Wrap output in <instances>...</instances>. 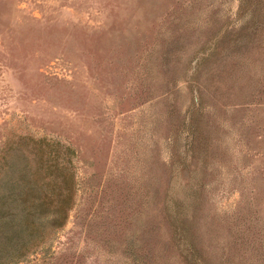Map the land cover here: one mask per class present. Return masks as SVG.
Wrapping results in <instances>:
<instances>
[{
    "label": "rangeland",
    "instance_id": "obj_1",
    "mask_svg": "<svg viewBox=\"0 0 264 264\" xmlns=\"http://www.w3.org/2000/svg\"><path fill=\"white\" fill-rule=\"evenodd\" d=\"M53 164L9 264H264V0H0V176Z\"/></svg>",
    "mask_w": 264,
    "mask_h": 264
},
{
    "label": "trees",
    "instance_id": "obj_2",
    "mask_svg": "<svg viewBox=\"0 0 264 264\" xmlns=\"http://www.w3.org/2000/svg\"><path fill=\"white\" fill-rule=\"evenodd\" d=\"M55 169L61 175L59 181L54 183L58 192L53 209L48 214L40 209L38 203H46L48 194L45 193L41 200L33 194L30 185L32 179L27 178L25 174L21 178L7 179L0 176V186L7 183L10 186L11 198L9 200H19L14 206H8L7 198L0 192V264L17 263L22 260L27 252L31 251L39 241L43 240V221L49 219L54 226L63 224L67 217V210L71 205V177L63 172V166L53 164ZM45 170L51 168V164H42L39 166ZM55 180V176L53 177ZM16 182V183H15ZM20 187V188H17ZM66 187V188H65ZM66 189V191L62 190ZM17 190V191H16ZM47 192V191H46ZM47 212V211H46ZM42 234V236H41Z\"/></svg>",
    "mask_w": 264,
    "mask_h": 264
}]
</instances>
